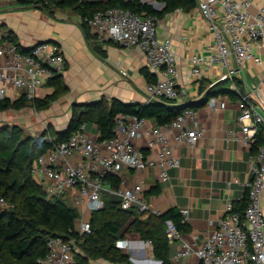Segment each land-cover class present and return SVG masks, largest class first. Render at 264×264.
I'll return each instance as SVG.
<instances>
[{"label":"built area","instance_id":"1","mask_svg":"<svg viewBox=\"0 0 264 264\" xmlns=\"http://www.w3.org/2000/svg\"><path fill=\"white\" fill-rule=\"evenodd\" d=\"M202 16L209 21L213 29V44L208 56L191 57V76L201 79L207 69L218 65L228 68L233 56L238 69L229 70L220 77V81L233 80L240 68L248 60L260 58L253 54L256 44L264 47V3L257 5L254 0H196ZM253 7H258L254 14ZM182 10V9H178ZM86 23L100 43H112L120 47H138L146 56L148 68L158 76V80L146 86L149 102L167 99L179 102L184 92L177 86V57L170 39L160 40L157 36L160 19L154 15L137 14L121 8H110L99 12ZM67 69V60L59 44L44 42L35 45L26 53L12 42L0 44V101L9 97V92L20 91L28 99H35L37 91L49 86V82L62 76ZM214 85V84H213ZM264 79L262 84L245 89L240 95L242 141L246 147H252L260 128L264 129V103L262 102ZM232 89L237 90L235 84ZM208 103L213 108L225 107V102L218 97ZM187 118L195 120V110L188 109L166 126L178 130L177 142L195 146L203 138L205 130L198 123L194 128L185 125ZM147 122L145 118L120 115L117 118L115 136L99 144L86 134V125L73 134L67 141L58 143L52 150L40 156L34 163L35 177L48 181L46 191L49 196L74 190V206L81 210L79 224L80 236L91 234V225L87 215L104 207V178L119 175L124 169L143 171L159 168L162 181L169 179V171L179 168L181 161L172 153L168 138L160 129L154 130L155 140L150 147L162 145V151L153 158L139 150L135 141L142 135ZM80 157L79 163L72 158ZM253 179L247 184L248 205L244 219L234 211L232 202L227 204V211L209 237L198 249L185 244L180 256H196L197 264H264V210L262 195L264 192V146L259 149L252 166ZM114 196L124 211L139 214L163 215L147 201L142 183L121 187L113 191ZM0 204L6 206L0 199ZM189 209H183V222L189 219ZM166 236L170 244L182 240L175 224L166 221ZM214 224V223H212ZM147 246H152L150 241ZM75 240L65 241L53 238L48 242V255L39 260L40 264H72L75 257ZM116 247L123 250L128 242L119 240Z\"/></svg>","mask_w":264,"mask_h":264},{"label":"crops","instance_id":"2","mask_svg":"<svg viewBox=\"0 0 264 264\" xmlns=\"http://www.w3.org/2000/svg\"><path fill=\"white\" fill-rule=\"evenodd\" d=\"M140 1L158 8V11L164 8V4L160 6L156 3L157 0ZM254 1L257 5L264 3V0ZM257 11L258 7L251 10L254 14ZM10 35L27 52L40 42L59 44L67 60V69L62 75L63 93L51 101L48 108L37 109L34 113L30 111L27 115L28 120L32 119L29 126L34 125L30 129L32 132H38L45 125L51 126L55 132H65L73 118L75 106L101 101L108 103L115 99L124 104L150 103L145 88L151 80L146 77V72L151 74L153 80L157 81L158 76L148 68L145 54L138 47L124 48L109 42L106 45L100 43L106 54L105 58L102 57L94 52L93 42L87 38L79 17L72 12L59 11L52 17L40 9L20 5L19 0H0V44L10 42ZM157 36L160 40H171L177 57V86L184 94L176 104L187 107L186 110H195V120L187 118L185 125L192 129L198 123L205 133L195 146L180 144L176 139L178 130L160 127L154 120L147 119L141 137L135 141L136 147L148 156L157 158L163 146L151 148L150 144L155 140L154 130L160 129L167 136L172 153L180 159L181 166L169 171L167 181H162L159 168L143 171L124 169L118 177L127 187L142 183L148 203L162 214L171 209L179 213L189 209L186 222L189 230L183 234L182 240L171 244L170 256L173 264H197L196 256H180L184 245H190L194 251L200 249L224 219L227 204L242 205L248 198L247 184L253 179L252 166L259 149L246 147L241 140L239 97L228 94L217 96L225 102L223 108H213L208 102L202 106L193 105L203 98L201 87L207 89L220 82V77L228 68L238 69L235 58L231 56L228 68L215 65L207 69L201 79L191 76V57L208 56L209 47L213 44V29L202 16L198 3L190 10H176L162 17ZM253 54L260 58V63L255 58L248 60L240 68L239 74L233 77L241 82L244 90L260 86L264 79V47L255 44ZM262 90L261 100L264 103V87ZM57 91L60 92L54 86L41 88L35 99L44 101ZM22 93L11 90L8 98L16 101L23 96ZM85 131L91 140L98 142L100 131L95 123L86 124ZM72 162L79 163L80 157L75 156ZM35 180L46 189V179L35 177ZM113 191L110 185L104 183L105 202H117ZM67 193L69 202L74 205L72 193ZM262 207L264 210V192ZM121 240L128 242V247L122 251L130 256L132 264H160L153 256L152 246H147L145 241L135 236H126Z\"/></svg>","mask_w":264,"mask_h":264},{"label":"trees","instance_id":"3","mask_svg":"<svg viewBox=\"0 0 264 264\" xmlns=\"http://www.w3.org/2000/svg\"><path fill=\"white\" fill-rule=\"evenodd\" d=\"M164 4L161 11H156L151 5L140 0H107L91 2L88 0H19V4L47 12L55 17L59 11H69L77 15L87 38L93 42L94 52L106 57L102 45L86 23L99 12L110 8L130 10L137 14L154 15L161 19L178 9L190 10L197 6L196 0H157ZM9 41L23 49L13 35ZM145 73V72H144ZM151 83V74L146 72ZM235 84L237 90L232 89ZM59 90L50 98L40 101L22 96L13 101L6 98L0 101V112L8 110L20 111L33 101L38 110L48 108L59 94L63 93L62 76L49 82ZM244 89L237 79L220 81L211 87L200 88L203 98L194 106H202L211 98L220 95L239 97ZM187 107L163 99L150 102L147 105L124 104L119 100L111 102H97L75 106L73 118L65 132L45 131L38 137L22 135L19 127L0 130V136L5 135V142H0V199L6 206L0 204V264H40L48 255V242L53 238H62L65 241L75 240V257L72 264H91L93 261L103 260L113 264H132L130 256L116 247L117 241L126 236L152 243L153 256L162 264H173L170 256L171 244L166 236V221L171 220L177 230L185 234L189 230L183 222L181 213L171 209L161 216L139 214L134 211H124L118 201H104V207L94 212L89 222L91 234L80 236L78 221L81 213L77 207L69 202L68 193L73 195L74 190L49 196L46 189L40 185L33 173L35 161L52 150L58 143L67 141L73 134L81 131L82 126L95 123L99 127V143L111 140L115 136L117 118L120 115L137 116L154 120L160 127L171 124L183 114ZM10 130V131H8ZM264 146V129L260 128L253 149ZM104 183L117 190L121 187L122 179L117 175H107ZM248 198L242 205L234 204V211L244 219V211L248 205ZM148 216L147 219H143ZM76 260V261H75Z\"/></svg>","mask_w":264,"mask_h":264},{"label":"rangeland","instance_id":"4","mask_svg":"<svg viewBox=\"0 0 264 264\" xmlns=\"http://www.w3.org/2000/svg\"><path fill=\"white\" fill-rule=\"evenodd\" d=\"M36 110H37V106L32 101L29 104V106L24 110L26 112V115L24 114L25 113L24 111H16V110H8V111L0 112V130L6 128L11 129L12 127H19L21 129V134L23 136L29 135L32 137H38L40 134H42L45 131H49L53 134L55 130H53L52 127L49 125L42 126L41 130H39L38 132L30 131V129H32L34 125L32 124L29 126L32 119L28 120L27 115L30 111L34 113ZM5 141H6L5 135L3 134L0 136V142H5ZM91 264H109V263L103 260H97L91 262ZM150 264H155V262H151Z\"/></svg>","mask_w":264,"mask_h":264},{"label":"water","instance_id":"5","mask_svg":"<svg viewBox=\"0 0 264 264\" xmlns=\"http://www.w3.org/2000/svg\"><path fill=\"white\" fill-rule=\"evenodd\" d=\"M156 3H157L158 5H160V6L163 5V3H160V2H156ZM154 9H155L156 11H158V8L154 7ZM41 43H44V42H40V43H37V44H41ZM37 44H35V45H37ZM35 45H34V46H35ZM34 46H33V47H34ZM33 47H32V48H33ZM159 263L162 264L161 262H159Z\"/></svg>","mask_w":264,"mask_h":264}]
</instances>
